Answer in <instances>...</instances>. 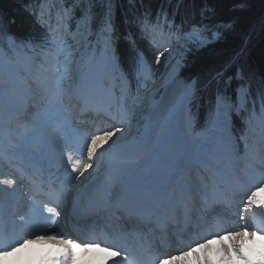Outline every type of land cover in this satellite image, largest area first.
<instances>
[{"label": "rangeland", "instance_id": "374dc122", "mask_svg": "<svg viewBox=\"0 0 264 264\" xmlns=\"http://www.w3.org/2000/svg\"><path fill=\"white\" fill-rule=\"evenodd\" d=\"M48 2L49 3L45 4L42 8V13L44 14L45 21L49 23L52 28L51 35L49 36L46 47L44 49L40 51L33 48L23 51L14 50L13 54L11 55L12 57L7 56L5 52L0 49V95L8 96V86H11L12 83H15L14 86H12V89H14L15 91L17 90L16 88H19L20 86V88L25 90V88L27 87L24 83L25 81L26 83L28 82L27 85L30 84L32 86V89H36V87L41 88L44 85L43 81H41L42 78L47 77L51 74V72L54 73L51 78V83H55L54 81H57V90L63 91V95L69 93L70 89L74 86H78L81 83H86L90 78H99V81H101L103 88H107L113 100L115 102L121 103L124 108L122 113L119 112V121L112 129H123V136L117 140V137L120 136V133H116V135L112 137V140L107 141L108 143H111L113 140H115L116 143L114 145L117 146L122 141L135 142L141 140L147 133V131L153 129L154 126L156 131L158 132L160 126L164 123L168 107L171 106L173 98L177 95L178 91L184 89V103L182 104L184 108L182 106V112L186 115L188 124L187 126L191 127V132L193 135L192 139L195 138L193 139L195 144H198L200 142V136H204L206 138L204 139V141L207 140L204 149V156H202L204 157L202 159V164L205 167L213 171L217 169L219 164L222 162L220 160L222 155H215L216 153L213 152L214 149L212 147L211 148L213 150H209L210 145L215 148L221 147V151L225 156L226 150H228L227 155L231 157V159L232 157H234V159H232L233 161H231L236 162L235 160H237V164L239 165L237 167L238 169H242L245 166L243 163L246 164L255 160L253 156L252 158L254 160L248 158L250 157L249 155L251 150L256 148L255 144H258L259 153L262 157L264 156V144H262V142L264 141L256 139L254 132L255 128H258L261 123L264 124L262 119V115L264 114V106H262V104L260 105L258 110L252 108L250 117L246 119V129L244 135L240 138V140L237 139L234 131L232 130L231 113L234 110L238 112L239 109L244 107L246 97L248 95L247 87H240L238 89V105L236 107H234L232 101L224 97H219L217 114L214 117L213 121L210 123L211 125L204 130L195 131L193 127V121L191 120L192 116L190 117L191 103L196 94L195 83L193 81L190 84H187L183 79L179 78L180 69L184 65V62L187 59L188 54L192 50V48L205 47L213 41L217 40L218 38H220L221 30L228 27V25H218L216 27L191 26V28L185 33H180L177 29V31L174 30L175 28L172 24L171 27L165 28L163 30L158 29L156 31L152 28L151 31H153L151 32V35H153V41L158 45L160 51L167 50L165 52V56L167 57V59L165 60L164 57H162L161 63L152 68L142 62L140 68L142 90L139 94H133L127 87L126 76L118 72L116 62H114L115 58L110 52V40L107 35L101 37L100 43L103 45V50L99 55H96L94 50H91L90 52H88L87 50V37L90 33L89 19L91 18L93 13V1L81 0V2L85 3V6L82 10L83 14L81 19L78 22H74V26L76 27L74 31H71L68 28L67 19L69 18V13L66 12V7L63 8V4H60L59 0H49ZM80 5L84 4L77 2V7H79ZM74 7L75 5L74 3H72L70 9H74ZM80 8H82V6L79 7V9ZM163 18L164 16L161 19ZM108 31H110V29ZM10 43L13 44L12 41H10ZM168 53H171V55H168ZM1 57L4 58V62ZM34 60H36V62ZM39 63H41V66H39ZM52 69L54 71H52ZM31 82H33V84ZM16 84H18L19 86ZM53 89L55 90L56 88ZM159 90L161 91L158 92ZM11 97H13V105L10 107L16 106L19 103L18 96L16 95L15 97ZM69 101L70 100L67 99V97L61 96V100L59 101V103H56L57 105L53 102L47 104L45 103V106H43L44 109L37 114L39 121H45V125L52 128L53 122L51 123V117L50 119H48V114H45V110H49V108H53L55 106H64L65 104H67L66 106L69 107L70 110L71 103ZM2 102L3 101L0 100V106ZM240 102L241 105L239 106ZM47 105L50 106L46 108ZM115 105L116 108L119 109V104L115 103ZM100 128L101 126H97L95 130H99ZM212 128V131L214 132L213 136L208 138L207 136L209 135V132ZM180 130L181 128L178 123H176L172 128L173 137L177 142H179L178 136L182 134ZM240 149H242V152L240 151ZM210 152H213V156L217 158V160L214 159L215 164H212L213 157L207 159V156H209ZM69 154L72 155V152L70 151ZM240 154H247L248 157H242ZM164 163L165 161L160 162L157 167L159 169L162 168ZM94 164L95 163H93V165ZM229 165H231L232 169L234 164L229 163ZM104 167L105 164L100 163L98 171L104 169ZM92 169L93 167L86 169L85 173L86 171L88 172ZM250 169L252 170V167ZM200 170L201 168H199L198 163L191 166L190 168V171L196 172V174H198ZM180 171H184L187 175V171L184 170V167H181ZM251 173L255 175V173L257 172L253 171ZM254 175L251 176L255 177ZM241 214H244L243 203L241 205L239 215L235 217L236 221L239 219V216ZM18 217L19 222L26 221L20 216ZM213 217H216V215H209L207 218L210 219ZM245 218L247 219V214H245ZM201 236L202 229L200 227H197L193 231V233H189V235H183L182 237L192 242L201 239ZM245 237L244 239L250 236H247L246 238ZM191 242L190 244L181 246L180 249L175 253L173 252L174 255H182L181 253L183 251H188V255H183V259L181 258V263L184 262V264H205L213 260L214 256L210 254L213 251L210 252L206 250L207 248H211L213 246L211 244L212 240L209 239L206 245L201 243L200 246H194L195 244ZM241 242L243 241L237 240L236 243ZM225 245L227 246V248L225 247ZM191 247H195V251H191ZM128 248L134 251L136 246L130 245L128 246ZM201 249H204L205 251H202L201 253ZM233 250H235L234 246H231L229 243H225L221 246H216L214 251L230 253L231 255ZM169 259L172 260V258ZM221 261H223V259ZM224 261L225 264H233L229 262L230 260ZM245 264H247V262H245Z\"/></svg>", "mask_w": 264, "mask_h": 264}, {"label": "trees", "instance_id": "16d2710c", "mask_svg": "<svg viewBox=\"0 0 264 264\" xmlns=\"http://www.w3.org/2000/svg\"><path fill=\"white\" fill-rule=\"evenodd\" d=\"M41 0H0V46L10 50L8 38L16 47L24 48L30 42L42 47L47 27L36 17L35 8ZM89 48L98 42L99 33L110 25L113 52L120 70L140 90L137 73L142 57L155 67L160 51L153 41L150 28L174 21L181 32L191 26L216 27L220 38L201 48H192L179 77L186 83H195L196 94L191 103V116L197 129L211 121L219 96L236 103L237 89L249 86V97L240 114L233 113V129L239 136L244 129L243 118L252 104H264V0H92ZM66 6L74 3L71 11V29L82 17L85 3L64 0ZM77 2L84 5L79 9ZM165 16V19H161ZM108 18V20H107ZM240 73L241 77H238Z\"/></svg>", "mask_w": 264, "mask_h": 264}, {"label": "bare ground", "instance_id": "6f19581e", "mask_svg": "<svg viewBox=\"0 0 264 264\" xmlns=\"http://www.w3.org/2000/svg\"><path fill=\"white\" fill-rule=\"evenodd\" d=\"M1 59L4 62V58L1 57ZM52 71L54 70L52 69ZM53 74L54 73L51 72L50 75L42 78L41 81H43L44 85L42 87L40 86L41 88L36 87V89L33 90L32 86L30 84L27 85L28 82L26 83V81L24 82L27 86L25 90L20 88L21 86L19 88L15 87L17 90L16 91L14 89L13 90L16 92V95L19 98V103L16 106L10 107V109H8V112L11 110L12 112H14L16 111V109L23 108L26 105L29 98L31 97V95L35 94L36 96V98L34 99L35 103L31 107L32 110H34V113H31L32 115L28 119H32V126L35 129L41 131L44 135V140L50 142L54 147V149H56V151L59 153L60 160L65 159L64 160L65 163H68L67 156L69 155L70 151L72 152V148L67 146L66 144L67 136L64 134V128L55 127V126L50 128V126L45 125V121H39L37 117V114L41 112L43 106H45V103H43V101L45 100L49 101L48 97L49 95H51L53 88H56V90L58 89L57 81H54L55 83H51V78ZM183 91L184 89L178 91L177 95L173 98V101L171 102L172 103L171 106L168 107L167 115L165 116L164 123L160 126L158 132L156 131L154 126L153 128L154 133L152 134V136L148 141H144V140L149 135V131H147L145 135L143 134L144 137L141 140L135 142L122 141L119 145L117 146L113 145V147H112L113 144L112 142L108 143L107 141H101L98 143L97 155H99L105 149H109L108 152L105 153V156L100 161V163L105 164L104 169L110 171V173L113 175L114 181H116L119 187L127 188L130 187L134 182L136 183V186L134 189L135 191L133 192L136 194V196L146 195L147 198H155L157 196L156 187L155 190H151L152 187H154V185L156 186V183L163 184L164 180L166 181L165 185L166 186L169 185L170 178L173 176L181 177L180 180L181 184L183 183V179L186 180L189 179L190 182H194L195 190L197 188H201L205 186V180H204L205 176L202 173L197 172L198 174H196V172H192L191 174L188 172L191 166L195 165L196 163L198 164L203 163L202 159L204 157L202 156H204V149L207 140L204 141V139L206 138L204 136H200V142L198 144H195L193 140L195 138L192 139L193 135L191 132V127L187 126L188 124H187L186 115L183 114L182 112V106H183L182 104L184 103ZM58 92L59 95L62 97L67 96V99H70L71 96H73V94L79 95L81 104H75L74 100L71 99L73 101V104L71 106V111L73 112V114H75V116L82 108H88V107L91 109L105 108L108 111H110L115 105V103L119 104L118 108L120 109L121 113L123 112L124 109L119 102H115L113 100L107 88L106 89L103 88L101 81H99V78L96 79V77L90 78L84 84L81 83L78 86H74L73 88L70 89L69 93H66L64 95L62 91L58 90ZM55 95L58 97V94L55 93ZM60 100L61 97L59 99H56L54 103L55 104L59 103ZM240 105L241 102L239 106ZM49 106L50 105H47L46 108ZM114 116H118V115L114 114ZM48 119H50L49 116ZM176 123L179 124L181 128L180 132L182 133L180 136H178L179 142H177L174 139L172 133L173 132L172 128ZM112 128H108L107 125H104L101 126L99 130H94V132L92 133L93 134L102 133L103 131L106 130H112ZM212 130L213 128L210 130L209 135L207 136L208 138L213 136L214 132ZM95 131H99V132H95ZM93 134L91 133L87 134V137ZM255 136L256 139L264 141L263 124H260L259 128L256 129ZM13 137L16 139V141L18 140L15 131L13 132ZM262 144H264V142H262ZM110 145L111 147H109ZM255 145L256 148L251 150L249 155L250 157L247 156L248 153L240 154L242 157L247 156L248 158L255 159V160L253 159L254 161L248 162L246 164L243 163L245 166L242 169L237 168L239 166L237 164L238 163L237 160H235L236 162H232L233 161L232 159H234V157H232L231 159V157L227 155L228 150H226L225 153L226 156H225L221 151V147L214 148L211 145L209 146V150H213L212 148H214L213 152L216 153L215 155L218 156L222 155V157L220 158L222 162L219 165H224V166L226 165L223 169L225 176L230 182H233L240 189H243L245 187L251 189L250 187L252 186V188H254L255 190V187L253 186L255 182L253 180V177L250 175V173L256 171L257 173H255L254 175L256 176L260 171H262L259 165H264V156L262 157L261 154L259 153L258 144ZM213 152L209 153L207 159L213 157L212 164H215L214 159L217 160V158L213 156L214 155ZM93 159L95 160V157ZM162 161H165V163L163 164L162 168L159 169L157 165H159L160 162ZM229 163L234 164L232 169ZM0 166L2 165L0 164ZM181 167H184V170L187 171V175L185 174L184 171L183 172L180 171ZM203 167L204 165H202L200 168ZM251 167L252 170L250 169ZM98 169L99 167H96V164H94L92 170L88 172L86 171V173L84 171V175L80 177H85L86 174L96 173L98 172ZM12 173H13L12 169L6 170L0 167L1 198L5 206H10V208L7 211H5V209L2 210L1 216L5 219L4 224H5L6 232L10 237L9 248L14 249V250H8L7 254H0V264H40L39 256L42 252L45 251L46 247L49 245V242H46L40 237V231L38 230L37 226L34 224L33 221L34 211L31 208L27 207L28 214L24 217L27 218V221L22 223L19 222V224L16 225L15 220L16 217L18 216L19 213L18 211L21 209L20 201L23 199L22 189H21L22 188L21 185L23 184V182L21 181L19 183L20 181L19 177L17 176V178L19 179L17 181V179L13 177L14 174L12 175ZM4 180H11L13 181V183L11 185H6L2 183V181ZM261 195L264 196L263 190L258 192L257 198H259ZM247 219L250 222V218L248 217V215H247ZM227 221H228V225L225 227L226 229L230 228L234 223L232 219H227ZM216 224L217 223L215 222H209L207 227H205V231L214 233L216 230L215 229ZM87 225H88V229H90V225L89 224ZM251 228L252 227H250V229ZM106 231L107 229L105 228L101 232H106ZM99 232L100 231H98V233ZM125 232L126 231H124V233ZM37 236H39L40 238H37ZM204 237L205 234L203 235V238ZM254 237H248V238H254ZM258 237H260V235H258ZM98 238H103L106 242L100 243L99 247L95 245H91L88 247L84 246V248L91 251V256L93 261H98L100 259L108 260L112 257L129 256L130 254L127 251L121 250V249H125L122 243L125 244V242H130V243L145 242V239L143 238H139L137 236L135 237L129 236L126 234L120 235L119 238H116L114 236H112L111 238L110 237H98ZM18 239L24 242L17 244L16 241ZM211 240H212L211 244L213 246L211 248H207L206 249L207 251L214 252L216 246H220L221 244H225V243H229L231 246H233L234 243L232 240H229L227 235H224L222 241L218 238H211ZM236 242L237 241H235V243ZM109 244L115 246L109 247ZM102 246H104V248H102ZM176 247L177 246H174V248ZM202 251L204 252L205 250L201 249L200 252L202 253ZM210 254L211 255L214 254L216 261H221L222 259L223 261L228 260L227 258L228 253L217 251ZM131 256L133 258H136V256L134 255ZM174 256L176 258L172 259L170 263H166V264L184 263V262L183 263L180 262L181 258L183 259V255L176 254ZM70 261H72V259Z\"/></svg>", "mask_w": 264, "mask_h": 264}, {"label": "snow or ice", "instance_id": "6c2138e0", "mask_svg": "<svg viewBox=\"0 0 264 264\" xmlns=\"http://www.w3.org/2000/svg\"><path fill=\"white\" fill-rule=\"evenodd\" d=\"M165 51H159L157 56H156V63L160 64L161 63V58L164 57L166 60L167 57L165 56ZM168 55H171V53H168ZM116 133H120V136L117 137V140L120 139L123 134L124 130L121 128H115L114 130H106L103 131L101 134H93L85 138V149L83 151L86 152V159H80V158H74L73 155L69 154L67 156V161L71 165L72 169L78 173L79 175L76 177V179H79V176L84 175V171L88 168L93 167V163L96 164V167H99L100 161L103 159L105 156V153L108 152L109 149H105L103 152H101L99 155H97V146L98 143L101 141H108L112 140V137L116 135ZM113 145L116 143L115 140L112 141ZM111 147V145L109 146ZM95 157V160L93 159ZM254 180V187L255 190L250 191V194L247 195L246 202L243 203V209H244V214H241L239 216V219L233 223V225L230 228H224L221 224H216L215 225V232H208L205 234V237L201 240L198 239L194 241L195 246H200L201 243L207 244L208 240L211 238H218L221 241L224 238V235H227L229 240H232L234 249L237 254L240 255V257L248 261L249 264L251 262L249 261V257L244 255L242 251V244L240 243H235V241L240 240L243 241L244 237L246 235H249L250 237H254L257 233L255 231L249 233V228L250 227H255L259 232L264 233V201L260 202V209L261 211L257 212L256 211V204H257V194L259 191L264 189V171H260L255 177H253ZM2 183L6 185H11L13 181L11 180H4ZM48 212L53 214V217L59 216L60 213L56 211L54 208H48ZM245 214H247L250 217L249 222L248 219L245 218ZM53 217H44L45 222L51 220L52 225H57V221ZM43 231L47 234L49 232L48 228L43 229ZM52 232H57L60 231L58 225L56 228L50 229ZM66 235V234H65ZM37 238H40L37 236ZM54 239L55 237H50ZM2 239V238H0ZM24 241L22 240H17L16 243H22ZM71 243V241H68ZM106 242L103 238H98V237H92L86 240H82L81 243L85 246H91L95 245L99 247L100 243ZM115 245L109 244V247H114ZM227 248V246L225 245ZM8 250H14L11 248H8L7 246H4L0 244V254H7ZM122 251H127L126 249H121ZM191 251H195V247L190 248ZM182 255H188V251H183L181 253ZM167 258H172L175 259L176 257H166ZM71 260V254H67L64 257L63 264H68V262ZM53 264H62L60 260H56L53 262ZM115 264H134V258H132L131 254L129 256L123 257L121 260H118L115 262ZM157 264H163V260H161L159 257H157ZM258 264H264V253L261 254L260 259Z\"/></svg>", "mask_w": 264, "mask_h": 264}]
</instances>
